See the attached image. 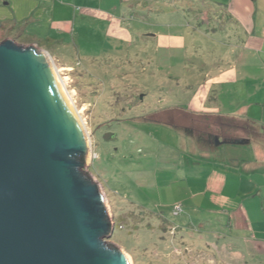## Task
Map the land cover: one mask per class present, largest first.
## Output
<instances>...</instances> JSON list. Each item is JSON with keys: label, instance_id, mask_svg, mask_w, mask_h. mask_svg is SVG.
<instances>
[{"label": "rangeland", "instance_id": "1", "mask_svg": "<svg viewBox=\"0 0 264 264\" xmlns=\"http://www.w3.org/2000/svg\"><path fill=\"white\" fill-rule=\"evenodd\" d=\"M150 22L156 23L153 16ZM179 30L172 33L184 35L182 49L170 51L157 38L138 35L104 52L64 54L72 68L51 56L76 109H83L90 157L82 169L101 184L114 226L103 239L129 252L133 264H264L254 252L248 254L252 245L234 239L222 218L213 221L205 200L192 195L197 188L187 187L192 181L182 179V167L202 151L193 150L196 139L152 122L163 118L146 117L169 106L198 111L224 105L223 86L207 85L204 76L212 72L218 51L204 37L199 42L209 49L200 46L196 52L190 35ZM215 87L220 96L211 90ZM177 119L189 130L214 125L204 118L197 128L192 118ZM176 204L183 208L179 214Z\"/></svg>", "mask_w": 264, "mask_h": 264}, {"label": "crops", "instance_id": "2", "mask_svg": "<svg viewBox=\"0 0 264 264\" xmlns=\"http://www.w3.org/2000/svg\"><path fill=\"white\" fill-rule=\"evenodd\" d=\"M179 28L196 52L209 49L200 38L218 51L212 72L198 76L223 86L224 105L198 111L169 106L146 117L163 118L152 122L196 139L193 150L202 151L182 167V179L192 181L187 187L197 188L192 195L205 200L213 221L222 218L231 237L252 245L248 254L264 261V0H0V43L35 44L64 68L71 67L64 59L70 51L104 52L138 35L157 38L170 51L182 49L184 35L172 33ZM184 116L197 128L204 118L214 125L189 130L177 119Z\"/></svg>", "mask_w": 264, "mask_h": 264}, {"label": "water", "instance_id": "3", "mask_svg": "<svg viewBox=\"0 0 264 264\" xmlns=\"http://www.w3.org/2000/svg\"><path fill=\"white\" fill-rule=\"evenodd\" d=\"M43 52L0 43V264H132L103 239L110 206L82 169L89 144Z\"/></svg>", "mask_w": 264, "mask_h": 264}, {"label": "bare ground", "instance_id": "4", "mask_svg": "<svg viewBox=\"0 0 264 264\" xmlns=\"http://www.w3.org/2000/svg\"><path fill=\"white\" fill-rule=\"evenodd\" d=\"M39 51H40V50H39ZM40 52H43V51H40ZM43 53H45V54L47 55V57L49 58V56H48V54H47L46 52H43ZM49 60H51V59L49 58ZM50 63H51V65H52V67H53V69H54V71H55V73H56V75H57V77H58V79H59V81H60V83H61L63 89H64V92H65V94H66V96H67V98H68V100H69V102H70V104H71V106H72V108H73V110H74L76 116H77V119H78V121H79V123H80V125H81V127H82V129H83V132H84V134H85V136H86V142H88V144H90V138H89L88 132H87V130H86V123L84 122V120L82 119V117H81V115H80V114L82 113L81 110H83V109H81L80 111H79L78 109H76L75 104H74V101L72 100V97H71V95H70V92L68 91V89H67V87H66V85H65V82H64L65 79L62 78V77L59 75L60 73L58 72V70H57V68L55 67V65L53 64V62L50 61ZM80 112H81V113H80ZM126 253L129 255L130 260H131V263L133 264V261H132V259H131L130 254H129L128 252H126Z\"/></svg>", "mask_w": 264, "mask_h": 264}, {"label": "trees", "instance_id": "5", "mask_svg": "<svg viewBox=\"0 0 264 264\" xmlns=\"http://www.w3.org/2000/svg\"><path fill=\"white\" fill-rule=\"evenodd\" d=\"M147 119H148V117H147ZM95 196H96L97 200H94V206L102 214V216L105 217L103 202L101 201L100 198L98 200V197H100V192H99L98 189L96 190V195ZM112 226H113L112 223L108 224V231L107 232L111 231Z\"/></svg>", "mask_w": 264, "mask_h": 264}, {"label": "built area", "instance_id": "6", "mask_svg": "<svg viewBox=\"0 0 264 264\" xmlns=\"http://www.w3.org/2000/svg\"><path fill=\"white\" fill-rule=\"evenodd\" d=\"M183 211V208H182V205L181 204H176L175 206H174V213L175 214H179V213H181Z\"/></svg>", "mask_w": 264, "mask_h": 264}, {"label": "flooded vegetation", "instance_id": "7", "mask_svg": "<svg viewBox=\"0 0 264 264\" xmlns=\"http://www.w3.org/2000/svg\"><path fill=\"white\" fill-rule=\"evenodd\" d=\"M142 98V97H141Z\"/></svg>", "mask_w": 264, "mask_h": 264}]
</instances>
